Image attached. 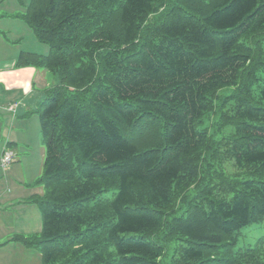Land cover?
I'll return each instance as SVG.
<instances>
[{"label": "trees", "instance_id": "16d2710c", "mask_svg": "<svg viewBox=\"0 0 264 264\" xmlns=\"http://www.w3.org/2000/svg\"><path fill=\"white\" fill-rule=\"evenodd\" d=\"M51 48L42 264H264V0H31ZM262 246V245H261Z\"/></svg>", "mask_w": 264, "mask_h": 264}, {"label": "rangeland", "instance_id": "374dc122", "mask_svg": "<svg viewBox=\"0 0 264 264\" xmlns=\"http://www.w3.org/2000/svg\"><path fill=\"white\" fill-rule=\"evenodd\" d=\"M30 1L31 0H3L0 2V10L10 11L9 9H14L17 12L14 19H7L3 22L6 24L5 26L3 25L4 33L7 34L4 35V33H1L0 40H4L9 46L13 47L16 55L24 51L47 56L51 52L50 46L41 43L37 39L35 32L19 16L25 13ZM1 19H3V17ZM1 24L2 23H0V27L2 26ZM11 50L7 51L8 57L9 54L12 53ZM42 70H44L43 72H48V75L40 76V78L34 80H26L16 75V81L19 82V80H22L25 84L29 83L27 87L26 85L22 87L21 97L18 98L15 102L16 104H14L16 108L18 106L20 109L19 117L17 118L15 128L12 127V131L16 132L21 130V138L18 136V138L14 140L16 142H14L12 147L6 146V148L15 153V161L9 165L10 168L8 167L9 169L7 168L8 170H6V172L1 168L2 175L6 173L5 180L7 189L10 188L11 191H15V187H21L27 192L28 200L22 198L24 200L21 204L22 206H27V208L20 215L17 214L16 217L15 227L16 229L18 228V230L13 231L16 233L15 237L20 236L19 234H21V236L40 234L43 226V218L39 206L36 202H31L38 195L44 194V188L40 181L44 175L46 148L42 141L38 108L46 98L47 90L56 83L57 77L51 71ZM48 81H50V87L49 85L46 86ZM43 87H47V90L44 91ZM1 88L3 89L4 86H1ZM13 91H18V94L20 93V90L16 88ZM13 91L8 89L7 92L11 93ZM38 95H41L42 98H37ZM0 103H3L1 89ZM14 112H16V110ZM2 124H4V127H6L7 124V128L12 125V123L7 121V115L0 112V125ZM8 136V132L3 131L2 135L0 134V139L2 142L8 143ZM11 167L15 169L12 171ZM7 230L8 233L12 231H10V228ZM27 231H29V234L25 233ZM13 235L11 237H13ZM8 239L9 238L0 239V264H42V254L37 246H27L21 241L19 243L17 240L9 243ZM12 244L18 246L14 251L7 247L12 246ZM262 247H264V220L244 228L238 237L234 250L239 251L244 248H261L263 250ZM18 253L22 255L20 259H17ZM12 256H14V258L11 263ZM262 260L264 262V255L262 256Z\"/></svg>", "mask_w": 264, "mask_h": 264}, {"label": "crops", "instance_id": "0c3cea01", "mask_svg": "<svg viewBox=\"0 0 264 264\" xmlns=\"http://www.w3.org/2000/svg\"><path fill=\"white\" fill-rule=\"evenodd\" d=\"M2 1L3 0H0V2H2ZM9 10L10 11H6V10H2V9L0 10V23H2L1 24L2 26L0 27V34L1 33L3 34L5 32L3 25L5 26L6 24H4L3 22L6 21L7 19H11V18L14 19L15 14H17V12L14 9H9ZM2 17H3V19H1ZM5 34H7V33H4V35ZM8 50L12 51V53L9 54V57L7 55ZM14 51H15L14 48L9 46L7 42H5L4 40H0V89H1L2 97H3V103H0V108H1L0 112H2L4 115H7V121L9 123H12V125L8 126V128H7V124H6V127H4V124L0 125V134L2 135L3 131H7L9 134V136H8L9 142L8 143L2 142V140L0 139V239L9 238L8 239L9 243L15 241L14 238L16 236V233H14L13 231L18 230V228L16 229V227H15L17 214L20 215L27 208V206L21 205L22 201L24 199L28 200L27 199V192L24 189H22L21 187H15L14 190L16 192L11 191L10 188L7 189V184H6V180H5V176H6L5 174L6 173H3V175H2V172H1V168H2L1 167V158H2V155L4 153V149H6V146L12 147L14 142H16L14 140L16 138H18V136H20V138H21V135H20L21 130L16 131V132L12 131V127L15 128L17 118L19 117V109H20L18 106L16 108L14 104H16L15 103L16 100L21 97L22 87L25 85L27 87L29 85V83L25 84L22 80H19V82L16 81L17 80L16 75L21 76V77L25 78L26 80L27 79L34 80V79L40 78V76H43V75L47 76L48 75L47 74L48 72H43L44 70L34 68V67H27V68L18 69L16 67V60H17L18 55H16ZM48 85H49V87L51 86L50 81H48V83L46 84V86H48ZM1 86H4V88L2 89ZM15 88L20 90L19 94H18V91H13ZM46 88L47 87H43L44 91L47 90ZM8 89L10 91H13V92H11V93L7 92ZM37 98H42V96L38 95ZM15 110H16V112H14ZM18 124H19V122H18ZM8 167L10 168V166H8ZM7 168H5V169L2 168V169L4 170V172H6V170L9 169V168L8 169ZM14 169L15 168L13 167L12 171ZM22 198H24V199H22ZM8 228H10V231L12 230L9 233L7 230ZM22 232L24 233L23 230H22ZM28 232L29 231H27L25 233L27 234ZM12 235L14 238L11 237ZM19 235H21V234H19ZM7 247L11 248L12 251H14L15 249L18 248V246L13 245V244H12V246H7ZM18 254L19 255H18L17 259H20L22 257V255H20V253H18ZM13 258H14V256H12V258H11V263H12Z\"/></svg>", "mask_w": 264, "mask_h": 264}, {"label": "built area", "instance_id": "2783aa9c", "mask_svg": "<svg viewBox=\"0 0 264 264\" xmlns=\"http://www.w3.org/2000/svg\"><path fill=\"white\" fill-rule=\"evenodd\" d=\"M14 159H15V153L10 149H6L3 153L1 160L2 168L3 169L7 168L10 164L14 162Z\"/></svg>", "mask_w": 264, "mask_h": 264}]
</instances>
